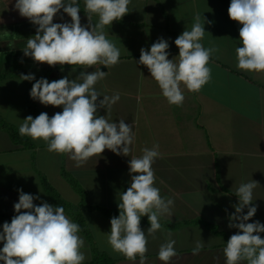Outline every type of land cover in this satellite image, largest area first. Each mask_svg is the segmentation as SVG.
I'll return each mask as SVG.
<instances>
[{"label": "crops", "instance_id": "1", "mask_svg": "<svg viewBox=\"0 0 264 264\" xmlns=\"http://www.w3.org/2000/svg\"><path fill=\"white\" fill-rule=\"evenodd\" d=\"M230 2L132 0L130 12L106 28L108 39L121 49L120 62L109 70L99 64L88 69L108 70L105 79L95 86L97 91L109 96L120 94L119 102L106 118L117 122L125 119L133 125L131 155L139 157L144 148L159 145L160 156L152 165L154 183L160 195L174 204L171 214L160 218L162 230L155 237L147 236L146 264H164L157 254L169 233L176 241L171 264H224L225 243L239 231L229 227V217L235 212L233 205L239 202L235 191L241 183L257 181L252 203L258 210L248 222L264 223V74L236 67L235 49L240 46L242 25L229 17ZM15 3L16 0H0V121L18 129L28 115L35 118L47 112L51 117L63 110L62 106H45L32 99L29 93L35 81H21V74L33 73L36 79L44 77L51 82L68 76L72 66L65 65L61 71L59 64L53 67L24 55L22 49L38 26L21 16ZM80 7L81 23L86 25L83 0ZM197 15L202 23L206 20L203 45H217L220 52L209 61L211 80L203 89L199 93L185 89L182 106L169 105L147 67L137 63L140 50H150L152 43L164 37L170 44L169 59L178 55L174 41L186 27H191ZM70 20L66 13L63 20L60 13L54 17V22ZM95 20L93 17L92 23ZM8 41H13L15 48H10ZM74 67L77 71L70 79L83 70ZM99 111L100 115L107 114L106 109ZM28 138L32 146L17 142L0 125V230L17 214L14 204L21 188L53 205L44 185L46 180L83 215L101 255L115 264H139V257L135 262L126 261L123 255L113 252L106 233L110 231V219L119 215L118 194L130 186L131 155L105 149L100 156L76 166L67 154L49 152L43 140ZM40 203L34 200V204ZM65 215L75 222L66 210ZM149 227L147 216L142 217L141 228L147 232ZM79 235L85 240L83 264H102L95 261V250L87 236L81 231ZM260 235L264 238V233ZM197 241L204 247L193 255Z\"/></svg>", "mask_w": 264, "mask_h": 264}, {"label": "clouds", "instance_id": "2", "mask_svg": "<svg viewBox=\"0 0 264 264\" xmlns=\"http://www.w3.org/2000/svg\"><path fill=\"white\" fill-rule=\"evenodd\" d=\"M132 0H83L88 24L81 23L80 0H16L15 8L36 28L34 36L26 41L22 49L25 56L35 62L55 67L71 65L68 76L49 82L47 78L36 79L35 74H21V81H35L30 97L45 106H62V112L49 116L41 112L35 118L28 115L19 124L20 136L33 141L43 140L47 151L67 154L80 166L90 158L102 154L105 149L117 155H131L135 141L133 125L119 119L109 120L107 115L120 100V94L103 95L96 89L98 82L105 79L107 71L117 65L121 49L106 34L113 21L122 20L129 13ZM63 9V13H61ZM60 13L70 21L54 22ZM229 17L239 22L240 46L235 49L236 67L249 73L264 74V0H231ZM93 17H96L95 23ZM211 23V21H207ZM205 23L200 16L194 17L191 27L174 41L178 55L169 59L170 44L160 37L152 43L150 50L141 48L137 63L150 72L169 105L182 106L186 89L199 93L211 80L212 69L208 66L211 57L220 52L217 45L205 47ZM2 38V36H0ZM10 48L13 41H8ZM178 57V59H177ZM99 64L107 71L89 68ZM79 74L69 77L77 71ZM103 97L100 99V97ZM106 109V115H100ZM160 156L159 145L144 148L142 155L128 161L130 186L118 194L119 215L110 219L107 243L113 252L125 257L126 261L146 264L147 236L155 237L162 230L160 218L171 214L174 201L160 195L155 186V160ZM257 181L241 183L235 191L239 202L229 217V227L239 229L225 243L224 264H264V223L248 222L257 213L253 202V191ZM19 200L14 204L17 213L11 222L5 221L0 230V264H83L86 259L85 240L79 235L80 225L65 215L60 205H52L41 197L19 189ZM41 192H43L40 189ZM34 200H41L39 205ZM247 208L245 214L244 210ZM27 210V211H21ZM147 216L150 227L141 228L142 217ZM175 239L169 238L161 244L158 259L171 264L176 255ZM204 244L197 241L193 255H198Z\"/></svg>", "mask_w": 264, "mask_h": 264}, {"label": "trees", "instance_id": "3", "mask_svg": "<svg viewBox=\"0 0 264 264\" xmlns=\"http://www.w3.org/2000/svg\"><path fill=\"white\" fill-rule=\"evenodd\" d=\"M0 125L3 126L4 128H6L11 133L12 137L17 142L25 143L27 146L33 145L31 140L27 136H20L18 129L15 128L14 126L8 124L5 121H0ZM72 182L74 185H76L75 180H73ZM44 185H45V188L47 189V192L49 193V195L52 199L53 205L63 206L64 209L73 216L75 222L80 225L81 232L87 236V238L91 242L92 248L95 250V254H96V257H95L96 260L95 261L98 263H102V264H115V262L113 260H111L108 256L101 255L98 252L97 248L94 245L91 232H90V230L86 224V221H85L83 215L79 211H76L75 209H73L72 205L67 204L62 199L61 195L55 190V188L51 184H49L46 180H44ZM93 208H96V207H93ZM105 211L110 212L107 209H105ZM116 213L119 214V212H116Z\"/></svg>", "mask_w": 264, "mask_h": 264}]
</instances>
